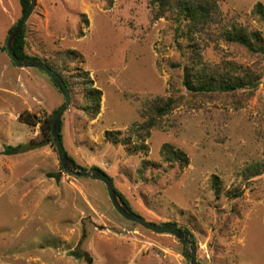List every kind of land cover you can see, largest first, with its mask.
Listing matches in <instances>:
<instances>
[{"label":"rangeland","instance_id":"1","mask_svg":"<svg viewBox=\"0 0 264 264\" xmlns=\"http://www.w3.org/2000/svg\"><path fill=\"white\" fill-rule=\"evenodd\" d=\"M257 3L264 0H217L219 24L196 35L204 61L259 79L233 92L186 88L193 49L171 12L155 17L152 0H37L26 22L29 55L58 65L70 82L68 154L112 177L147 221L189 228L202 264H264V171L250 172L264 166V53L221 35L237 23L264 38ZM23 15L20 0H0V264H191L179 238L124 218L104 182L61 169L41 123L65 97L46 72L16 66L3 49ZM86 72L102 91L94 117L83 109ZM169 100L149 128L153 109ZM116 130L114 141L107 132ZM167 144L188 163L167 162ZM236 189L242 195L233 198Z\"/></svg>","mask_w":264,"mask_h":264},{"label":"trees","instance_id":"2","mask_svg":"<svg viewBox=\"0 0 264 264\" xmlns=\"http://www.w3.org/2000/svg\"><path fill=\"white\" fill-rule=\"evenodd\" d=\"M217 0H152L153 12L156 18L166 15L171 12L174 15V19L177 23V35L179 37H184L188 39L189 47L193 50L191 52L190 65L185 66V79L184 85L190 91L198 92H210V91H225L233 92L239 89L254 88L259 84V79L253 78V73L245 71L243 69L239 70L237 65H232L228 67V63L223 62L222 64H212L209 61H204L203 53L199 43V39L196 35L202 37L204 34H210L211 26L216 23L219 24L220 21V11L216 5ZM22 6V12L25 14L30 6V0H20ZM255 14L258 16L259 20L264 23V5L262 3H257L254 8ZM218 15V17H216ZM185 24V25H184ZM13 28V27H12ZM10 29V31L12 30ZM222 37L231 43H239L246 47L249 51L254 53H264V47L262 45L264 38L261 31L249 30L247 27H242L237 23H232L231 28L229 25L221 32ZM262 42V43H261ZM14 51L18 57L29 56L28 52V41H27V26L26 24L21 29L20 33L17 35L14 45ZM4 50H7L6 45L3 46ZM66 55H79L78 51H66ZM77 58V57H75ZM43 60V59H42ZM44 61V60H43ZM46 62V61H45ZM52 69L57 71L60 76L64 79L65 83L70 89V82L64 75V73L58 69V65L54 66L49 62H46ZM86 89L88 92L87 100L83 105L85 113L89 114L91 117L96 116L101 109L102 101V91L95 87L93 84V79L90 77L89 72L85 73L83 79ZM71 92V89H70ZM71 94V93H70ZM173 103L171 100L159 105L154 108L152 115L149 118L147 125L150 127L157 123L158 117L166 114L172 107ZM31 115H29L26 120H30ZM51 120L52 115L47 117L41 123V129L46 137V140L53 143L51 135ZM32 122V120H30ZM39 121H35L38 123ZM62 123H61V138H62ZM121 131H108L107 136L112 138L114 141L118 140ZM139 134V133H138ZM140 138H142L140 136ZM122 141L128 142L126 136H122ZM63 141V138H62ZM47 142V141H46ZM145 146V145H140ZM165 157L167 162L176 163L178 162L180 166L187 162V157L182 150L175 149L173 146L167 144L165 146ZM17 149L13 146H8L5 150L6 153L10 154L15 152ZM69 155V154H68ZM70 158H72L69 155ZM73 159V158H72ZM148 161H144L146 164ZM186 164V163H185ZM61 169L65 172L71 174L67 171L61 164ZM101 170V169H100ZM103 171V170H102ZM142 171V169H140ZM256 173V175L261 174L264 171V166L261 162H256L250 167V172ZM104 172V171H103ZM247 172L248 169H247ZM60 175V174H59ZM114 188L118 191L119 195L124 199V201L130 207L125 196L116 188L114 185L112 177H110ZM216 186V184H215ZM216 189V187H215ZM216 193L218 191L216 190ZM233 198L242 195V191L236 189L232 191ZM163 224H177L172 221H166ZM184 231L193 234L189 228L182 226ZM184 255L186 257V249L184 250ZM91 260V259H89ZM201 263V262H200ZM202 264V263H201Z\"/></svg>","mask_w":264,"mask_h":264},{"label":"water","instance_id":"3","mask_svg":"<svg viewBox=\"0 0 264 264\" xmlns=\"http://www.w3.org/2000/svg\"><path fill=\"white\" fill-rule=\"evenodd\" d=\"M37 0H30V6L28 11L20 18V20L16 23L13 29L10 31L7 42L6 48L7 52L10 55L12 61L18 67H37L46 72L52 80L55 82L59 90L65 97V103L60 106L52 115L51 120V135L53 139V143L57 149L59 159L63 167L77 175L88 177L91 179L100 180L105 183L108 191L109 198L114 206V208L127 220L136 222L143 227L158 233V234H171L179 238L183 241L186 245V253L190 260L191 264H201L195 254L194 249V238L192 234L188 231H184L182 226L178 224H155L152 222L147 221L141 215L135 213L128 204L124 201V199L119 195L118 191L114 188L111 178L102 170L92 167V168H85L82 167L69 157L67 150L64 147L62 138H61V123H62V116L71 101V94L70 89L65 83L64 79L60 76V74L52 69L45 61L42 59L29 55L25 57H18L14 51L13 45L17 35L20 33L23 26L26 24L28 19L30 18L31 14L33 13L36 7Z\"/></svg>","mask_w":264,"mask_h":264}]
</instances>
